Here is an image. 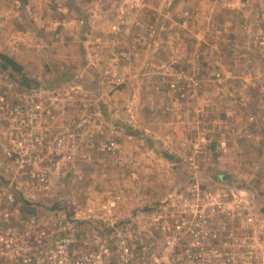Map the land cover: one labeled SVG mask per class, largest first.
I'll return each instance as SVG.
<instances>
[{
  "label": "built area",
  "instance_id": "built-area-1",
  "mask_svg": "<svg viewBox=\"0 0 264 264\" xmlns=\"http://www.w3.org/2000/svg\"><path fill=\"white\" fill-rule=\"evenodd\" d=\"M89 2L86 14L76 19L83 34L102 27L105 38L88 34L91 40L117 38L128 43L112 57L107 52L113 88L156 84L157 89L190 93L193 98L202 94L195 104L197 114L226 102L233 119L255 130L245 136L259 137L264 143V24L247 25L248 37L230 39L226 50L215 44L209 55L200 46L186 53L179 67L157 60L156 69L149 54L159 22L138 16L152 8L146 0ZM184 16L179 25L189 30L193 15L186 9ZM139 44H149L145 57ZM133 77L137 82L128 83ZM10 78L0 76V264H264V230L254 226V220L261 218L246 186L219 182V187L208 183L206 187L196 180L178 187L180 192L177 188L170 193L160 210L149 215L132 211L121 216L112 211L115 203L111 202L102 206L101 216L77 204L64 194L65 179L79 175L94 138L101 139V150L118 148L93 120L90 93L80 103L77 96L82 88L73 82L54 89L28 88ZM249 105L251 110H241ZM198 139L191 138V144ZM217 144L213 162L251 169L242 148L232 151L220 139ZM200 153L204 156L207 151ZM261 162L264 151L260 166ZM42 196L54 199L50 207ZM145 215L147 219L141 221ZM240 215L244 226L237 229L234 217Z\"/></svg>",
  "mask_w": 264,
  "mask_h": 264
},
{
  "label": "rangeland",
  "instance_id": "rangeland-1",
  "mask_svg": "<svg viewBox=\"0 0 264 264\" xmlns=\"http://www.w3.org/2000/svg\"><path fill=\"white\" fill-rule=\"evenodd\" d=\"M163 1L146 0L152 8L141 11L138 16L144 21L159 22L154 34L157 41L152 43V49L156 56H162L160 61L165 59L168 64L171 56L177 52L173 47L177 46L178 41L182 43L178 44L183 49V52L178 51L181 56L185 55L184 52L190 53L200 46L209 45L214 39L213 31L214 27L219 25L217 23L237 20V23L241 21L249 27L252 23L258 28L259 22L260 25L264 24V0H180V3L175 0L172 6H179L173 8L175 11H170V15L163 9L169 10L166 6L168 3ZM87 2L27 0L26 6L20 5V1L0 0V53L9 55L23 66V71L15 74L10 68L0 65V76L11 77L10 79L19 84V79L25 77L45 87L52 86V80L60 71L67 73L71 77L60 84L73 82L80 85L82 90L77 96L80 103L85 101V94L90 93L88 108L93 120L102 125L106 137L115 141L118 146L115 151H104L100 149L99 136L94 138L89 147L90 156L86 162L80 164L75 184L72 180L75 176L69 174L65 179L67 186L63 190L64 194L76 199L77 204L92 208L93 213L101 216L102 206H111V202L115 203L112 211L121 216L132 211H144L149 215L160 210L162 201L178 187L187 184L190 186L196 180L204 183L206 187L209 186L207 183L212 184L211 187H219V182L223 186H246L253 192L252 204L259 219L261 218L254 220V226L257 230H264V162H261L260 166L264 143L260 144L259 137L248 139V136H242L239 124L234 122L235 126L229 125L227 120L222 118L225 110L229 108L226 102L218 106L223 109L216 106L218 111L207 109L197 114L195 104L202 94H199V98H193L190 93L182 95L173 89L168 92L157 89L156 84H145L151 89L142 86L140 91L131 87L128 89L127 86L113 88V79L107 74L110 70L107 52L111 53L112 57L114 51L128 47V43L119 42L117 38H109L108 42L91 40L88 34L100 38L99 40L105 38L102 27H96L93 31L89 30L87 34H83L76 19L86 14ZM159 8L165 12L158 10ZM186 9L193 15V28L181 30L177 21L182 16L185 17ZM34 14H37V17ZM57 18H60V24ZM247 25L244 34L231 39L247 38ZM161 26L164 27L160 28ZM198 37L207 42L198 43ZM229 42L219 41L225 50ZM139 48L142 57L150 50L149 44H139ZM205 48L202 47V51L211 55L212 50L206 51ZM182 58H179V61ZM146 64L151 65L150 62ZM155 67L158 69L157 62L152 65V68ZM135 78H130L128 83H132ZM147 78L148 76H145V80ZM137 80L138 78L135 82ZM19 87L22 88L20 85ZM168 102L179 103L178 109L171 112ZM250 106H243L241 110L249 111L252 108ZM78 107L80 108V105H77ZM215 120L219 122L218 126ZM211 125L217 127L213 128ZM227 126L237 128L239 136L234 142L244 139L246 147L242 148L241 153L245 161L250 163L251 169L247 165L238 168H233V165L225 168L216 165L215 169H211L212 153L217 149L215 146L218 142V132ZM254 131L252 126H248L246 133L253 134ZM191 132L196 135L199 133V141H193L191 144ZM183 133L188 135L190 144L186 139L179 142ZM200 151L207 153L202 156L203 152ZM42 197L44 205L50 207L54 199ZM243 216L234 217L237 229L244 226ZM145 219L147 215L141 221ZM156 235L158 236V233Z\"/></svg>",
  "mask_w": 264,
  "mask_h": 264
},
{
  "label": "crops",
  "instance_id": "crops-1",
  "mask_svg": "<svg viewBox=\"0 0 264 264\" xmlns=\"http://www.w3.org/2000/svg\"><path fill=\"white\" fill-rule=\"evenodd\" d=\"M20 1V5H22V4H24V5H28V3H27V0H15V2H19ZM57 1V0H56ZM88 2V4L90 3L89 2V0H87ZM175 0H168L167 1V5L166 6H168L169 7V10H168V8H166V13L168 14V15H170V11H171V13L172 12H174L175 10V7H178L179 6V4L177 5V6H172V3L174 2ZM182 2H183V0H182ZM189 2V1H188ZM238 2V1H237ZM178 3H180V0L178 1ZM239 3V2H238ZM230 4H232V3H230ZM36 6V5H35ZM171 6H172V10H171ZM32 7H33V3H32ZM174 8V9H173ZM242 8V7H241ZM33 10H34V7H33ZM158 10H161L160 8L158 9ZM32 12V11H31ZM35 12V11H34ZM36 13V12H35ZM33 14V13H32ZM35 16L37 15V14H34ZM37 17V16H36ZM181 17V16H180ZM181 19V18H180ZM180 19H179V21H180ZM239 20V19H238ZM57 21H58V23L60 24L61 23V20H60V18H57ZM179 21H177V23L179 22ZM37 22V21H36ZM227 23H217V24H219V25H216L215 27H214V31H213V36H214V42H210V44L209 45H205V47H206V49H207V51H211L212 50V52H214V46H215V44H219L220 45V43H219V41L220 42H222V40H224V41H229V39H231V38H234V37H237L238 35H241V34H244V28L246 27V25L247 24H245V23H242L241 21H240V23H237L238 21L237 20H234V22H232V20H228V21H226ZM190 23H191V29L193 28V25H192V20L190 19ZM233 23H234V25H233ZM242 23V24H241ZM245 24V25H244ZM178 26V25H177ZM229 26H233V27H229ZM179 28L181 29V30H183V29H185L183 26H182V24H180L179 25ZM80 31V30H79ZM82 31V30H81ZM220 31H222L221 33H219ZM83 32V31H82ZM197 36H200L199 34H197ZM225 38V39H224ZM193 39V38H192ZM194 40V39H193ZM195 41V40H194ZM199 43V42H198ZM178 44L180 45V44H182L180 41H178ZM178 44H177V46H175L174 45V47L173 48H175V49H177V52H175L172 56H171V59L168 61V62H171V63H175V66H177V67H179L180 65H179V62H182V60L185 58L184 57V55L183 56H181L179 53H178V51L180 50L181 52H183V49L181 48V46H178ZM221 46V45H220ZM184 54H186L185 52H184ZM149 56H151V58L153 59V61H157V60H161V58H162V56H156L155 55V53H154V51H152L150 54H149ZM181 57H183L180 61H179V58H181ZM163 60H165V59H162V61ZM165 62H167V61H165ZM139 86H140V83H139ZM142 86V85H141ZM136 90L137 91H140L141 89L138 87V88H136ZM168 105H169V109H170V111L171 112H173V111H176L177 109H178V107H177V105H178V103L176 102H174V103H170V102H168ZM221 106V105H220ZM220 108H222L223 109V107H218V109H220ZM228 110H225L226 112L223 114V116H222V118H225L226 120H227V122L229 123V125H236V124H239V130L240 131H242V136H245V133L247 132V127H248V125H247V122H242V121H239L238 120V118L236 117V118H232L231 116V113H230V109L229 108H227ZM215 110H217V108H213V112H215ZM218 111V110H217ZM182 112L185 114V112L182 110ZM170 114V113H169ZM218 116H220V115H218ZM220 116V117H221ZM204 117V116H203ZM222 118H221V120H222ZM199 120H200V118H199ZM223 121V120H222ZM221 122V121H220ZM225 122V121H224ZM234 122H236V124H234ZM215 123L217 124V126H218V121L217 120H215ZM213 128H216L217 126L216 125H211ZM236 128V127H235ZM175 129V128H174ZM181 132H182V130H180ZM173 132V131H172ZM192 133V135H189V137H191V138H193V139H195V137H199V133H197V135L196 134H194L193 132H191ZM219 133V135H220V131L218 132ZM184 134V133H183ZM211 134V133H210ZM219 135H218V137H219ZM229 137H230V135H229ZM176 138H178V135H177V133H176ZM182 139H185V138H187L188 139V136L186 135H183L182 137H181ZM235 138H238V137H235ZM230 142H229V145H230V147H231V149H232V151H233V149H238V148H244V147H246V144L244 143V139H241L240 141H238V142H234L233 140H232V138H230ZM245 141H246V143H247V139H245ZM264 151V150H263ZM236 164H239L238 162L236 163ZM211 165H218V166H220V165H222V164H220V163H217V162H212L211 163ZM233 165V168H234V164H231L230 163V165H226V166H222L221 168H225V167H229V166H232ZM221 171H227V172H230V171H228V170H221Z\"/></svg>",
  "mask_w": 264,
  "mask_h": 264
},
{
  "label": "trees",
  "instance_id": "trees-1",
  "mask_svg": "<svg viewBox=\"0 0 264 264\" xmlns=\"http://www.w3.org/2000/svg\"><path fill=\"white\" fill-rule=\"evenodd\" d=\"M0 65L4 66V68H10L12 71H14L15 74H18V73L20 74L23 71V66L19 62H17L14 58L10 57L7 54L0 53ZM15 77L17 78L18 75H16ZM70 77L71 76L68 75L67 73L60 71L58 75L52 80V83H51L52 86H45L44 88L50 89L53 87L56 88L58 87V85L61 86L60 83L68 80ZM19 80H20V85H22L23 87L26 86L28 88H31V87L42 86L40 84H37L35 81H32V82L29 81L25 77L20 78ZM166 155L168 154L166 153Z\"/></svg>",
  "mask_w": 264,
  "mask_h": 264
},
{
  "label": "bare ground",
  "instance_id": "bare-ground-1",
  "mask_svg": "<svg viewBox=\"0 0 264 264\" xmlns=\"http://www.w3.org/2000/svg\"><path fill=\"white\" fill-rule=\"evenodd\" d=\"M236 129L237 128L230 127V126H227L224 129H220L221 130L220 131L221 133H220L218 139L223 140V141H226L227 143H229L231 141L230 138H232V140H234L235 137H238L239 136V133L236 131ZM229 135H230V137H229ZM76 179H77V174L74 177L73 184H75V182L77 181Z\"/></svg>",
  "mask_w": 264,
  "mask_h": 264
},
{
  "label": "water",
  "instance_id": "water-1",
  "mask_svg": "<svg viewBox=\"0 0 264 264\" xmlns=\"http://www.w3.org/2000/svg\"><path fill=\"white\" fill-rule=\"evenodd\" d=\"M32 211H34V209H32Z\"/></svg>",
  "mask_w": 264,
  "mask_h": 264
}]
</instances>
